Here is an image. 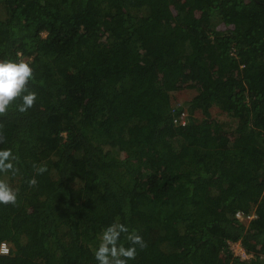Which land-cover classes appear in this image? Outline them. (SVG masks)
<instances>
[{
    "label": "trees",
    "instance_id": "trees-1",
    "mask_svg": "<svg viewBox=\"0 0 264 264\" xmlns=\"http://www.w3.org/2000/svg\"><path fill=\"white\" fill-rule=\"evenodd\" d=\"M18 53L37 100L0 118L19 158L0 264H97L114 222L147 243L128 264H264V0H0Z\"/></svg>",
    "mask_w": 264,
    "mask_h": 264
},
{
    "label": "clouds",
    "instance_id": "clouds-1",
    "mask_svg": "<svg viewBox=\"0 0 264 264\" xmlns=\"http://www.w3.org/2000/svg\"><path fill=\"white\" fill-rule=\"evenodd\" d=\"M33 79L34 70L29 59L22 57L19 53L16 58H0V118L6 117L13 105H15V111L20 113H26L35 106L37 93L29 88V82ZM5 142L6 137L0 123V144ZM18 159L10 148L0 149V173L11 172L15 175L19 171L16 166ZM44 171L46 167L37 169L39 174ZM28 184L34 186L35 177L29 179ZM18 192L19 189L0 177V204L15 205ZM122 234H124L123 241ZM137 246L141 249L147 247V243L139 232L136 229L129 231L125 224L114 222L102 230L98 246L93 254L97 264H128V261L136 258Z\"/></svg>",
    "mask_w": 264,
    "mask_h": 264
},
{
    "label": "rangeland",
    "instance_id": "rangeland-1",
    "mask_svg": "<svg viewBox=\"0 0 264 264\" xmlns=\"http://www.w3.org/2000/svg\"><path fill=\"white\" fill-rule=\"evenodd\" d=\"M176 0H172V2H175ZM152 43L153 44H156V42L158 41V38L156 37H153L152 39ZM195 93V90L191 91V89H183V90H180L176 93H174V98H173V105L174 106H179V105H182L188 98H190L193 94ZM212 111H213V115L218 117V118H221V119H224V120H228L229 123L235 125L236 124V120L232 119L231 116H229L227 113L225 112H221L220 108L217 107V106H213L212 107ZM196 115L197 117L201 118L203 116L202 112L200 110H198L196 112ZM231 248L233 249L234 253L236 255H239L241 258H243L242 256H245V253L243 252L244 249L242 248V242L241 240H238V241H231ZM244 247V246H243ZM249 254V253H248ZM246 257H244L243 259H245Z\"/></svg>",
    "mask_w": 264,
    "mask_h": 264
},
{
    "label": "built area",
    "instance_id": "built-area-1",
    "mask_svg": "<svg viewBox=\"0 0 264 264\" xmlns=\"http://www.w3.org/2000/svg\"><path fill=\"white\" fill-rule=\"evenodd\" d=\"M176 107H178V106H176ZM187 120H188V112L185 109H183L180 113L176 114L174 117V122L176 124H179V125L186 124ZM236 215H237V217L240 218V220H242L244 222H248L255 215V213H245L242 210H238L236 212ZM242 248L244 249L243 252L245 253V256H242L243 258L244 257L250 258L252 256L253 257L255 256L254 253L247 252L243 246H242ZM10 251H11V244L7 240H2L0 242V253L1 254H8V253H10Z\"/></svg>",
    "mask_w": 264,
    "mask_h": 264
}]
</instances>
